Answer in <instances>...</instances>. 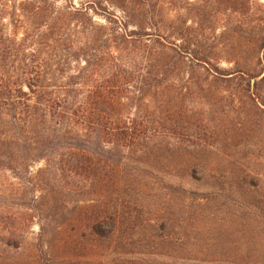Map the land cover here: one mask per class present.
<instances>
[{"label": "rangeland", "instance_id": "obj_1", "mask_svg": "<svg viewBox=\"0 0 264 264\" xmlns=\"http://www.w3.org/2000/svg\"><path fill=\"white\" fill-rule=\"evenodd\" d=\"M80 1L86 0L73 3ZM164 6L162 23L127 18L123 24L114 7L89 12L102 33L87 42L88 52L97 54L104 33H113L112 55L139 63L118 61L114 71L131 80L118 93L123 118L146 113L152 128L153 155L138 180L104 187L128 192L116 197L123 210L115 227L103 235L90 227L93 212L114 202L109 193H70L68 210L34 218L17 248L5 244L0 219V264H264V102L246 90L247 73L262 71L264 0H166ZM10 21L0 12V35L21 38L23 29L13 30ZM143 31L160 34L163 44L138 37ZM89 59L98 66L85 80L93 89L109 70L101 68L104 60ZM163 109L165 128L158 130Z\"/></svg>", "mask_w": 264, "mask_h": 264}, {"label": "trees", "instance_id": "obj_2", "mask_svg": "<svg viewBox=\"0 0 264 264\" xmlns=\"http://www.w3.org/2000/svg\"><path fill=\"white\" fill-rule=\"evenodd\" d=\"M165 2L86 0L75 5L65 0L59 5L58 0H0V12L8 14L13 30L23 29L21 38L16 32L0 35V195L6 196L0 202V219L6 245L19 247L34 218L64 214L70 193H109L114 202L105 211L95 209L90 227L100 235L103 228L115 227L123 210L116 197L128 192L104 187L138 180L149 166L145 158L153 155L152 128L146 113L134 120L123 118L118 93L131 80L114 71L118 61L123 66L139 63L128 54L112 55L118 38L113 33H104L97 54L88 52L87 42L102 33L89 12L114 7L123 14V24L127 18L162 23ZM147 35L155 36L159 45L164 42L160 34L138 33ZM258 42L262 71L247 73L246 90L252 100L264 102V33ZM91 57L104 60L101 68L109 70L93 89L85 83L98 67ZM166 113L163 109L158 115V130L165 128ZM131 147L136 149L132 152Z\"/></svg>", "mask_w": 264, "mask_h": 264}]
</instances>
